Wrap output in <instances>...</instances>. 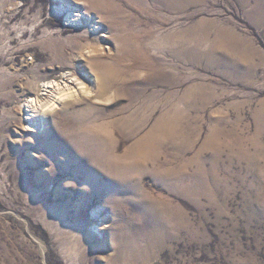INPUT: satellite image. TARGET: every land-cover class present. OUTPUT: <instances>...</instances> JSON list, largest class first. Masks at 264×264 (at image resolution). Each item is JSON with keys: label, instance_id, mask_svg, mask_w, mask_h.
I'll use <instances>...</instances> for the list:
<instances>
[{"label": "rangeland", "instance_id": "374dc122", "mask_svg": "<svg viewBox=\"0 0 264 264\" xmlns=\"http://www.w3.org/2000/svg\"><path fill=\"white\" fill-rule=\"evenodd\" d=\"M189 87L188 147L114 178L106 135L123 155ZM0 264H264V5L0 0Z\"/></svg>", "mask_w": 264, "mask_h": 264}, {"label": "bare ground", "instance_id": "6f19581e", "mask_svg": "<svg viewBox=\"0 0 264 264\" xmlns=\"http://www.w3.org/2000/svg\"><path fill=\"white\" fill-rule=\"evenodd\" d=\"M182 1L184 2L186 0H182ZM259 1L261 4L264 5V0H259ZM166 3L170 7L169 2ZM258 7L261 8L262 5L258 4L257 8ZM52 11L53 13H60L63 11V7L58 5ZM79 15L80 12L72 11V13L68 14L67 18L69 22H75V20L78 19L77 16ZM75 25H78V23H76ZM92 49L96 50V48L94 49V47ZM180 53L182 52L176 51V54H180ZM68 75H69L68 73L62 74L60 76V78H62L60 79V81L49 80L40 84L43 90L40 93V98L39 95L34 94L24 99L22 105H23V111L26 113V118L30 119L32 116H35L33 112L43 113L47 109L55 106L57 102H60L66 98L68 99L74 98L76 96L78 89L73 88L75 87V85H71L68 83L69 79L67 80V77H70ZM76 81L77 79L70 80V82L72 83L73 82L79 83ZM193 94H194V90L191 89V87H189L188 89L185 90L183 95H181L178 101L183 103V107L177 106L176 101L174 100L173 102L171 101L170 107L157 117L154 124L146 133L136 138V140L127 148V150L123 155L118 156L116 154L115 152L116 146L113 136L110 133L106 135L107 139L103 140L102 142L109 144V147L112 148V150L110 149L111 150L110 153L112 154L110 160L111 162H109L110 163L109 167L108 166L107 167L110 169V173H112V176L114 178L118 179L120 182L131 179L123 172L128 169L131 171L133 169L141 170L145 168L147 160L150 161L157 159L160 156V150L164 149L166 146L167 148H171L172 152L176 148L178 147L180 148V146L188 147L189 144L188 140L183 138L186 135L184 130H182L184 126H181V122L184 118L188 117V115L191 112V108L193 104V100H192ZM39 108L40 111H38ZM114 124L120 131L121 135H119V137L133 136L134 133L142 126V123L132 121L129 117L126 119L119 120ZM210 144H212V142ZM105 150L107 149L105 148ZM177 150L179 151V149ZM133 164H135L136 167L131 168L130 166ZM170 165L171 163L165 164L164 166L162 165L161 167L162 170H160L161 173L158 170L157 172L155 171L156 174L160 176L162 175L169 176L172 174H176L177 170L171 168ZM122 168H124L125 170H122ZM186 168L187 166L181 167L180 172H184ZM110 173L109 175L111 176ZM109 175L107 174V177H110ZM138 178H139L138 175L133 176V179H138Z\"/></svg>", "mask_w": 264, "mask_h": 264}]
</instances>
